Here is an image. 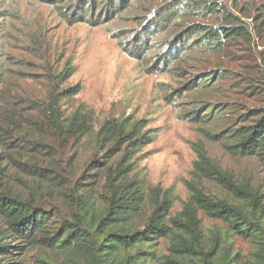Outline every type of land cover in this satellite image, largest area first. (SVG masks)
Returning a JSON list of instances; mask_svg holds the SVG:
<instances>
[{
  "label": "trees",
  "instance_id": "1",
  "mask_svg": "<svg viewBox=\"0 0 264 264\" xmlns=\"http://www.w3.org/2000/svg\"><path fill=\"white\" fill-rule=\"evenodd\" d=\"M40 1L55 8L70 26H121L123 50L155 73L175 72L178 62L194 50L220 52L226 41L248 36V30L237 25L238 20L216 0ZM221 12L226 26L219 29L185 25L186 18L206 19ZM128 24L137 27L128 28ZM155 37L164 38L157 41ZM76 71L69 59L59 71L48 75L51 89L44 113L51 143L46 147L52 155L73 149L75 163L86 149L92 156L79 176L77 163L69 177L60 164L49 169L30 165L34 171L29 174L38 186L64 197L50 209L39 202L37 189L33 199L24 198L0 178V264H23L16 258L30 249L59 257L55 261L44 256L41 264H150L154 259L160 264H264V195L255 184L223 170L203 145H194L197 161L191 180L185 182L189 198L182 210L171 216L174 188L149 184L139 166L147 156L143 149L157 139V131L147 129L148 123L132 116L110 118L97 129L93 111L83 106L66 116L62 100L79 91L64 84ZM7 73L0 69V80ZM211 82V77H202L194 88L207 90ZM203 109H196L191 120L214 122L223 114L213 105ZM256 112L252 124L236 125L221 133L232 155L264 154V108ZM207 183L219 187L220 193L209 194ZM201 214L223 222L226 228L206 235ZM235 236L253 244L248 260L242 262L233 254L231 241ZM8 239L22 245L15 247ZM161 239L168 242L169 254L158 257L155 246Z\"/></svg>",
  "mask_w": 264,
  "mask_h": 264
},
{
  "label": "rangeland",
  "instance_id": "2",
  "mask_svg": "<svg viewBox=\"0 0 264 264\" xmlns=\"http://www.w3.org/2000/svg\"><path fill=\"white\" fill-rule=\"evenodd\" d=\"M216 1L238 20L237 25L248 30V36L226 41L220 52L194 50L178 62L175 72L155 73L123 50L119 43L123 41L119 37L122 28L116 23L70 26L55 8L40 0H0V69L8 70L0 80L1 182H8L12 190L29 199L37 189L39 202L50 209V205L61 204L64 197L38 186L29 174L34 171L30 165L49 169L60 164L69 177L77 163L79 176L83 164L91 158L92 153L86 149L75 163L73 149L52 155L46 147L51 143L44 113L51 89L47 78L70 59L77 71L64 86L79 92L62 100L64 114L69 116L83 106L93 111L97 129L110 118L132 116L148 123L147 129L157 131V139L143 149L147 156L139 166L144 168L149 184L174 188L171 216L179 213L189 198L185 182L191 180L197 161L193 146L197 144L203 145L223 170L255 184L264 195V154L232 155L225 148L227 139L221 135L236 125L252 124L253 115L264 108V0ZM185 22L216 29L226 26L223 12L206 19L192 16ZM155 38L160 41L164 37ZM202 77L212 78L207 90L194 88ZM211 105L223 111L218 121L199 124L191 120L196 109L204 108V112ZM205 188L209 194L220 193L212 183ZM63 190L70 191L67 187ZM201 219L206 235L226 228L223 222L203 214ZM7 241L15 247L22 245ZM231 242L238 259L243 262L251 258L252 243L237 236ZM167 248L168 242L159 240L156 255L167 256ZM44 256L59 261L54 253L39 249L24 250L16 259L23 264H41ZM150 264L160 263L154 259Z\"/></svg>",
  "mask_w": 264,
  "mask_h": 264
}]
</instances>
